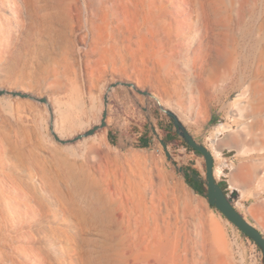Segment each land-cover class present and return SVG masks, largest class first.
<instances>
[{"label":"rangeland","instance_id":"obj_1","mask_svg":"<svg viewBox=\"0 0 264 264\" xmlns=\"http://www.w3.org/2000/svg\"><path fill=\"white\" fill-rule=\"evenodd\" d=\"M188 1L165 0L168 12L164 21L168 33L175 40V43L169 44L165 54L160 53L161 46L146 29L122 45L109 39L107 31L106 38L97 49L93 43L92 48H86L82 36L74 32L73 24H68L64 26V34L56 40L45 32L25 29L15 12V5L11 3L8 9L0 10L4 28L11 34L0 38V86L50 96L57 110L55 119L58 131L69 139L87 129L91 118L101 109L103 95L110 82L117 79L140 82L143 89L157 94L185 116V127L198 142L212 150H220L221 155L214 158L216 173L222 170L219 176L216 175L217 180L225 184V191L239 212L264 235V183L246 180V174L254 173L260 166L257 152L249 146L239 149L248 132V120L242 115L248 112L247 103L258 80L253 52L260 42V37L255 34V26H259L263 0H255L256 15L251 14L252 19L247 17L243 25L245 28L238 30L241 45L238 53L223 60L213 70L212 62H209L199 77L195 67L198 59L196 51L204 34L195 27L191 30H171V22L181 25L186 18L184 10L193 8L191 4L186 7ZM67 2H77L82 9L90 4V0ZM235 2L238 0H221L218 4V10L220 8L226 19L232 15ZM15 19L19 22L18 26ZM177 45L181 46L179 55L170 60L171 50L176 49ZM242 56L248 57L249 61H242ZM60 60L67 61L72 72L67 74L57 64ZM59 82H63L66 89L59 90L56 86ZM239 96L242 97L240 104L235 102ZM79 97L84 102L85 116L81 113ZM142 107H146L151 116H147ZM157 107L154 100L132 88L119 86L114 90L109 99L107 143L106 146L99 145L108 155L105 159L107 171L112 174L129 172L134 152L147 156V161L153 159V177L159 184L161 199L163 202L178 203L185 216L182 218V224H185V227L182 225L183 232L198 258L191 264H264L257 245L220 212L212 210L208 201L196 194L175 168V165H182L185 169L195 168L204 177L203 157L185 150L178 137L168 145L175 164L168 160L151 131V123L163 139L174 127L172 120ZM50 119V111L43 103L28 98L0 97V148L10 139L14 143L25 141L29 145H36L38 153L43 156H49L55 147L63 151L65 147L50 134ZM221 126L231 131L218 134ZM110 134L114 143L110 140ZM143 137L148 139V147L142 146ZM89 143H96V140ZM3 170L0 168V264H33L29 261V255L41 243L28 236L32 232L29 227L31 222L20 215L23 198L8 187L6 176L9 172ZM40 226L38 224L36 228Z\"/></svg>","mask_w":264,"mask_h":264},{"label":"bare ground","instance_id":"obj_2","mask_svg":"<svg viewBox=\"0 0 264 264\" xmlns=\"http://www.w3.org/2000/svg\"><path fill=\"white\" fill-rule=\"evenodd\" d=\"M220 2L221 0H189L186 7L191 4L193 8L187 7L184 10L185 21L182 20L181 25L171 22V30H191L195 27L204 34L196 51L198 59L195 67L198 77L209 62H212L213 70L223 60L238 53L241 47L238 30L244 27L247 17L252 19L251 14L256 15L255 0H238L232 15L226 19L219 11L220 8L218 10ZM11 3L15 5V12L25 29L42 31L59 40L65 32L64 26L73 24L74 32L82 36V43L86 48H92L93 43L98 49L106 38L107 31L109 39L122 45L146 29L161 46L160 53L168 50L170 43H175L164 21L168 12L165 0H90L86 9H82L77 2L70 3L67 0H0V10L8 9ZM259 17L255 34L260 37V42L256 49L253 47L258 80L251 100L247 103L248 112L242 115V118L248 120V125L245 124L248 132L244 130L247 135L239 149L249 146L248 148L257 152L260 166L254 173L248 172L246 180L264 183V0ZM18 23L15 19L17 26ZM13 27L14 24L12 29ZM5 34L10 32L4 28L0 17V38ZM180 48L177 45L176 49L171 50L170 60L179 55ZM246 56H242V61H249ZM57 64L67 74L72 72L67 61L60 60ZM124 83L146 91L148 94L144 96L154 100L162 113L165 114L164 109L173 111L185 125L184 115L157 94L143 89L140 82L117 79L106 87L101 109L91 118L87 129L68 139L58 131L55 119L57 110L50 96H43L38 92L27 93L22 88L0 86L5 99L13 96L43 103L51 114L50 134L65 147L63 151L55 147L53 152H49V156H43L38 153L36 145H29L25 141L14 143L8 139L0 148V168L9 172L6 184L23 198L20 215L31 222L29 227L32 232L28 236L42 244L34 247L33 254L29 255V261L33 264H191V261H197L196 252L183 232L182 218L185 216L182 209L178 203L163 202L161 199L159 184L153 177V159L151 162L147 161V156L134 152L129 172L112 174L107 171L105 159L108 155L99 146H106L110 125L107 116L106 124L102 126L103 113L105 110L108 112L110 96L117 87L134 89ZM56 86L59 90L66 89L63 82ZM105 98L108 100L107 104ZM241 98L239 96L235 102L240 104ZM41 99H45V102H41ZM78 100L82 106L81 113L85 116L84 102L80 97ZM142 108L147 116H151L146 107ZM95 126L99 128L94 135L77 139ZM230 131L221 126L218 134ZM20 132L22 133V129ZM157 133L158 136H154L159 141L161 135L158 131ZM90 140H96V143L91 144ZM208 150L214 158L221 155L218 148ZM176 167L183 166L175 165ZM221 172L220 169L216 173L215 169V176H219ZM161 182L160 180V184ZM236 209L238 210L237 207ZM244 218L246 219L245 216ZM246 221L256 227L248 219ZM38 224L41 225L39 229L36 228ZM206 240L209 241L207 238Z\"/></svg>","mask_w":264,"mask_h":264},{"label":"water","instance_id":"obj_3","mask_svg":"<svg viewBox=\"0 0 264 264\" xmlns=\"http://www.w3.org/2000/svg\"><path fill=\"white\" fill-rule=\"evenodd\" d=\"M125 86L133 87L139 94L147 95L146 91L136 89V87L130 83H124ZM3 95V92L0 91V96ZM24 96V95H22ZM152 96V95H151ZM41 102H45V99H41ZM108 103V100L105 98V104ZM165 114L172 120L173 127L172 130L178 135V137L190 148L201 154L205 162V176L198 175L193 171H187L184 167L177 168V172L181 173L186 177L189 175L195 182H202L206 187V197L208 203L215 207L229 222H231L235 227H237L244 235H246L251 241L257 245L260 249L263 262H264V235L256 227L249 224L244 216L236 209L233 201L227 193L222 189L219 181L215 176V160L208 148L198 142L195 137L188 131L185 125L179 120L178 116L171 110L164 109ZM108 116L107 110L103 113L102 126L106 124L105 120ZM99 127L95 126L85 132L83 135L77 137L81 139L83 137H89L95 134ZM151 131L155 136H158L157 130L154 125L151 123ZM159 142L163 148V151L168 158L173 163L172 154L169 150L168 144L162 137H159ZM57 139V138H56ZM58 140V139H57ZM175 164V163H174Z\"/></svg>","mask_w":264,"mask_h":264},{"label":"trees","instance_id":"obj_4","mask_svg":"<svg viewBox=\"0 0 264 264\" xmlns=\"http://www.w3.org/2000/svg\"><path fill=\"white\" fill-rule=\"evenodd\" d=\"M143 138H145V137H143ZM175 139H178V135L175 133V132H173V131H171V130H169L168 131V135L167 136H165V142L169 145L170 144V142L172 141V140H175ZM110 140L114 143V138H113V136H112V134H110ZM142 146L143 147H148V139L147 138H145V139H143L142 141ZM188 150H190V151H192V152H194L196 155H198V156H201V154L199 153V152H197V151H195V150H193V149H190L183 141H180ZM187 171H193L194 173H196V174H198V175H200V172L197 170V169H195V168H187L186 169ZM185 180H186V183H187V185L196 193V194H198V195H200V196H202L203 198H205L206 200H207V197H206V192H207V190H206V187L204 186V184L202 183V182H195L191 177H189V175H186V177H185ZM220 185H221V187H222V189L225 191L226 190V187H225V184H222V183H220ZM225 193H227L226 191H225ZM209 206H210V208L212 209V210H214V211H216V212H219L215 207H213V206H211L210 204H209ZM245 237H247L246 235H244Z\"/></svg>","mask_w":264,"mask_h":264},{"label":"built area","instance_id":"obj_5","mask_svg":"<svg viewBox=\"0 0 264 264\" xmlns=\"http://www.w3.org/2000/svg\"><path fill=\"white\" fill-rule=\"evenodd\" d=\"M185 150L187 149V148H184Z\"/></svg>","mask_w":264,"mask_h":264}]
</instances>
